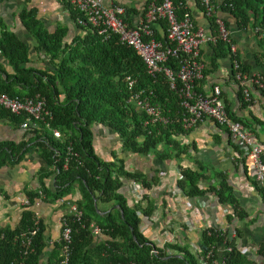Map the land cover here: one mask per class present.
I'll use <instances>...</instances> for the list:
<instances>
[{
    "label": "trees",
    "instance_id": "obj_1",
    "mask_svg": "<svg viewBox=\"0 0 264 264\" xmlns=\"http://www.w3.org/2000/svg\"><path fill=\"white\" fill-rule=\"evenodd\" d=\"M170 1L179 19L186 15L192 17L185 2ZM63 2L78 25L84 15L69 0ZM153 2L162 4L163 0ZM197 3L210 21L214 37L219 34L218 13H226L243 28L252 26L254 30H260L264 48V0H212L214 12L211 16L202 0H197ZM20 20L35 40L37 53L45 56L50 66L45 71L28 68L31 61L27 46L15 34L1 32L0 53L14 75L7 76L5 80L0 76V94L20 99L40 95L47 100L51 118L28 128L36 136V147L47 167L38 174L41 188L26 190L25 193L32 205L41 198L40 191L44 194L43 200L53 204L72 194L75 185H79L80 198L73 203L83 213L82 219L78 221L70 214L65 216L72 228L69 264H201V260L207 264H264V244L258 247L255 258L244 253L243 248L235 244V239L231 240L215 229L203 232L200 240L202 252L199 255L179 242L161 246L143 234L139 214L152 217L154 202L149 200L143 206L142 202L148 197V194H144L140 201L131 204L122 190L125 184L135 183L150 192L158 185V180L128 169L127 162L117 156L114 161L102 160L95 151V126L102 125L111 130L119 138L125 152L139 156L154 153L161 160L180 158L182 154H187V148L180 139L188 131L183 124L185 111L179 94L171 91L163 73L151 77L142 59L132 48L122 45L118 36H101L91 26H78L81 35L70 42L67 41L68 31L63 28L49 33L37 18L35 10L23 12ZM159 24L164 36L155 32L154 39L166 47L167 23L160 21ZM3 28L4 24L0 21V29ZM145 41L149 42L150 39L145 38ZM212 46L216 61L232 57L230 46L222 39ZM260 61L264 64V52ZM179 62L180 59L172 58L166 67L177 72ZM243 69L251 73L244 65ZM128 78L136 83L133 90L128 86ZM201 82L197 84L196 91L203 94L199 90ZM255 89L264 95V90L258 86ZM142 90L154 93L155 103L170 118L168 124L147 123V115L128 102L133 92ZM240 98L245 105L251 104L242 87ZM227 111L233 120L241 122L255 136L256 131L247 120L236 116L229 108ZM0 117L16 125L26 120L25 116H15L2 108ZM54 129L61 133V138L54 137ZM256 139L259 140L258 137ZM260 144L264 146V143ZM25 148L26 143L0 144V169L16 165ZM183 175L178 185L187 197L197 198L215 193L222 204L233 207L235 215L245 220L247 213L240 206L228 175L218 173L219 185H210L207 189L200 186L211 179L207 174L186 169ZM50 178L54 182L53 188L44 183ZM259 190L264 199V189L259 187ZM100 204L112 205L113 209L101 210ZM62 206H67L66 202ZM35 219L34 209L26 207L16 228L0 230V264H44L43 257L48 250L46 227L41 219L36 226ZM92 224L100 229L98 237L91 229ZM36 229V235L31 237V243L27 246L23 235L30 236ZM226 241L227 247H233V252L220 254ZM63 248L61 240L55 243L46 264H60ZM154 250L159 253H154ZM211 252L213 255H210Z\"/></svg>",
    "mask_w": 264,
    "mask_h": 264
},
{
    "label": "crops",
    "instance_id": "obj_2",
    "mask_svg": "<svg viewBox=\"0 0 264 264\" xmlns=\"http://www.w3.org/2000/svg\"><path fill=\"white\" fill-rule=\"evenodd\" d=\"M191 12L192 20L197 29H203L212 34V25L198 6L197 0H182ZM105 7L118 6L126 11L125 23L129 28L139 29L146 18V10L153 0H99ZM35 10L37 18L45 29L53 34L63 28L68 31V39L72 42L81 35L80 26L73 21L72 14L63 0H8L0 2V21L4 24L1 32L15 34L28 48L31 64L28 68L45 71L49 68V60L36 51V42L23 26L20 15L23 12ZM220 19L228 24L232 38L239 48V59L251 73L264 77V64L261 60L264 48L260 30L252 26L243 28L232 16L218 13ZM158 32L164 36L159 23L153 27V34ZM264 35V34H263ZM154 39V35H153ZM155 40V39H154ZM156 41V40H155ZM201 61L206 67V78L199 84V90L205 96H210L215 88H221L227 108L236 116L247 120L256 131L259 143H264V95L255 87L249 89L251 104L245 105L240 98L239 86L231 57L216 61V53L212 44L202 48ZM0 76L3 80L14 75L13 69L0 53ZM197 89V88H196ZM19 91H22L20 89ZM40 96V95H38ZM37 97V96H36ZM94 146L97 155L104 161H114L115 156L127 162V168L147 175L149 179H157L158 185L152 189L143 201H153L154 214L148 220L141 222V231L151 237L159 245H164L168 236L173 235L175 241L199 255L193 249L194 243H200L201 236L206 229L227 228L235 244L249 249V255L257 257V249L264 244V199L254 179V171L246 165L245 154L236 144L231 133L214 121L207 120L188 131L180 141L187 148V154L180 158L167 160L159 159L154 153L148 156L134 155L125 152L119 138L108 128L102 125L95 126ZM11 142L16 145L26 143L24 154L14 166L0 169V230L19 224L25 206L24 199L28 198L25 191L41 188L38 174L47 167L40 157L36 147V136L21 125L0 117V144ZM239 152L242 153L239 156ZM240 159V160H239ZM244 160V161H243ZM186 169L200 171L211 179L200 186H218V173L228 175L230 185L234 189L240 206L247 213L245 220L235 215V210L229 205L220 202L215 193L203 197L189 198L178 185L184 177ZM213 173V174H212ZM49 188H53V179L44 180ZM138 186V185H137ZM135 190L134 183L125 184L123 193L129 203L140 201L143 197L141 186ZM73 193L65 199L73 202L80 198L79 185L76 184ZM142 195V196H141ZM62 201L49 204L41 201L37 209L46 231L45 240L48 250L43 257L46 264L54 244L59 242L62 233V217L69 214L67 206ZM101 210L113 209L112 205H99ZM207 211L208 217H203ZM233 217V218H232ZM231 218V219H230ZM220 249L225 253L227 243ZM201 264H207L201 260Z\"/></svg>",
    "mask_w": 264,
    "mask_h": 264
},
{
    "label": "built area",
    "instance_id": "obj_3",
    "mask_svg": "<svg viewBox=\"0 0 264 264\" xmlns=\"http://www.w3.org/2000/svg\"><path fill=\"white\" fill-rule=\"evenodd\" d=\"M202 1L208 10V15L211 16L214 12L212 0ZM69 2L84 15L83 18L79 19L78 26L82 28L91 26L97 29L101 36L109 34L118 36L122 45L132 48L142 59L151 77L155 78L162 73L166 76L171 91L177 92L180 96L181 106L185 111L183 124L187 131L196 128L207 120L225 127L234 137L238 147L244 152L246 165L253 169L256 184L264 189V146L241 122L230 117L221 88H215L210 96H205L196 91L197 84L204 80L206 71V67L201 61L202 48L206 45L216 44L219 39L230 46L235 77L238 84H240L239 86L244 88L246 99L251 100L249 92L251 87L258 86L261 90H264L263 76L244 71L243 63L239 59V48L232 38L230 29L222 19L218 21L219 34L214 37L213 34H208L203 29H197L192 17L186 15L183 19H179L172 2L163 0L162 4L158 2L151 3L146 10V18L142 27L132 29L125 23L126 11L122 7H105L99 0H69ZM160 21L167 23L166 47L153 39V27ZM145 38L150 39V41L146 42ZM172 58L181 61L179 62L180 69L177 72L166 67ZM127 83L130 90L135 88L136 83L132 79L128 78ZM128 102L132 103L136 110L147 115V123L168 124L170 122V118L163 113L161 106L155 103L153 92L145 90L133 92ZM0 108L15 116H25L26 120L22 124L24 129L35 127L39 121H46V118H51L47 100L42 96L20 99L10 97L7 94H0ZM47 127L50 128V125L47 124ZM52 132L55 138H61V133L58 130L54 129ZM134 187L135 190L139 189L135 183ZM142 193L143 195L149 194V191L143 189ZM40 196L41 198L37 199L34 205L31 204L29 198L24 199V206L27 208L38 207L44 198L42 191H40ZM60 201L66 202L70 215H73L78 221L82 219L83 213L75 203L66 199ZM35 210V224L38 226L40 224V213L37 209ZM139 215L142 221L149 219L143 214ZM203 217H208L207 211L203 212ZM61 223L60 240L64 243V248L60 264H69L72 228L68 225L65 216L62 217ZM91 229L95 236L100 235L98 226L92 224ZM215 230L222 231L229 239L234 240L227 228ZM36 233L37 229L30 236L23 235L24 239L27 240V246L30 245L31 237ZM174 241L175 237L170 235L165 244ZM226 243L228 242L226 241ZM193 249L197 253L202 252L200 243H194ZM243 251L249 254L248 248H243ZM225 252L228 254L233 252V247L228 246ZM154 253L159 252L154 250ZM210 255H213V252Z\"/></svg>",
    "mask_w": 264,
    "mask_h": 264
},
{
    "label": "rangeland",
    "instance_id": "obj_4",
    "mask_svg": "<svg viewBox=\"0 0 264 264\" xmlns=\"http://www.w3.org/2000/svg\"><path fill=\"white\" fill-rule=\"evenodd\" d=\"M213 174V173H212Z\"/></svg>",
    "mask_w": 264,
    "mask_h": 264
}]
</instances>
